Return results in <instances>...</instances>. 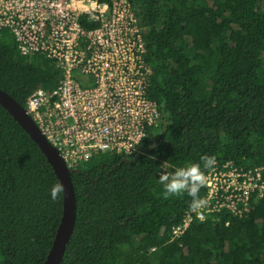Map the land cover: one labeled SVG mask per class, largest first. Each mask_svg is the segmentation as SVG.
Wrapping results in <instances>:
<instances>
[{"label": "trees", "instance_id": "obj_1", "mask_svg": "<svg viewBox=\"0 0 264 264\" xmlns=\"http://www.w3.org/2000/svg\"><path fill=\"white\" fill-rule=\"evenodd\" d=\"M126 1L161 119L135 156L95 153L72 171L76 220L60 264H264V200L247 218L222 211L172 240L192 198L164 199L159 183L164 162L175 171L204 155L264 168V0ZM60 78L52 59L21 55L12 32L0 30V89L22 107L36 87L50 91ZM56 183L0 105V264H43L62 217V193L51 197Z\"/></svg>", "mask_w": 264, "mask_h": 264}, {"label": "built area", "instance_id": "obj_2", "mask_svg": "<svg viewBox=\"0 0 264 264\" xmlns=\"http://www.w3.org/2000/svg\"><path fill=\"white\" fill-rule=\"evenodd\" d=\"M81 17L96 27L84 28ZM3 28L12 32L21 55H44L61 72L57 86L36 87L24 109L68 169L95 153H139L161 114L147 96L152 68L126 0H0ZM205 175L201 198L207 204L185 211L172 240L222 211L247 218L252 203L264 200L263 167L245 170L227 161Z\"/></svg>", "mask_w": 264, "mask_h": 264}, {"label": "water", "instance_id": "obj_3", "mask_svg": "<svg viewBox=\"0 0 264 264\" xmlns=\"http://www.w3.org/2000/svg\"><path fill=\"white\" fill-rule=\"evenodd\" d=\"M0 105L14 118V120L26 131L37 144L52 167L59 183H62L65 192L62 193L63 207L62 217L50 250L43 264H60L66 247L73 234L76 220V199L71 180L72 170L68 169L58 151L52 147L32 118L26 113L24 107L14 100L8 93L0 89Z\"/></svg>", "mask_w": 264, "mask_h": 264}, {"label": "clouds", "instance_id": "obj_4", "mask_svg": "<svg viewBox=\"0 0 264 264\" xmlns=\"http://www.w3.org/2000/svg\"><path fill=\"white\" fill-rule=\"evenodd\" d=\"M201 164L205 170L211 168L215 164V157L204 155L201 157V163L188 164L175 171H170L166 162L160 165L159 183L163 185L164 199L183 196L187 193L192 198L190 207L194 211L205 206L207 201L199 197L200 188L207 183V177L201 169ZM50 191L52 199L56 200L61 193L65 192V188L62 183H56Z\"/></svg>", "mask_w": 264, "mask_h": 264}]
</instances>
